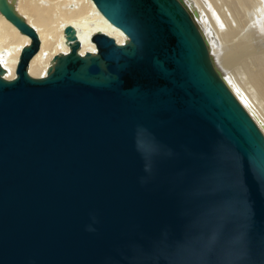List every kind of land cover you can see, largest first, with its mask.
<instances>
[{
	"label": "water",
	"instance_id": "1",
	"mask_svg": "<svg viewBox=\"0 0 264 264\" xmlns=\"http://www.w3.org/2000/svg\"><path fill=\"white\" fill-rule=\"evenodd\" d=\"M126 35L67 27L31 75L36 28L0 62V264H264V130L186 0H93Z\"/></svg>",
	"mask_w": 264,
	"mask_h": 264
},
{
	"label": "bare ground",
	"instance_id": "2",
	"mask_svg": "<svg viewBox=\"0 0 264 264\" xmlns=\"http://www.w3.org/2000/svg\"><path fill=\"white\" fill-rule=\"evenodd\" d=\"M18 12L33 25L40 49L27 70L34 76L48 74L55 54L68 52L67 27L76 30L80 52L95 51L92 34L105 32L118 42L124 32L112 24L93 0H14ZM198 11V24L210 43L214 64L240 102L264 130V0H186ZM30 36L22 33L0 12V62L7 78Z\"/></svg>",
	"mask_w": 264,
	"mask_h": 264
},
{
	"label": "rangeland",
	"instance_id": "3",
	"mask_svg": "<svg viewBox=\"0 0 264 264\" xmlns=\"http://www.w3.org/2000/svg\"><path fill=\"white\" fill-rule=\"evenodd\" d=\"M226 77V76H225ZM227 78V77H226Z\"/></svg>",
	"mask_w": 264,
	"mask_h": 264
}]
</instances>
